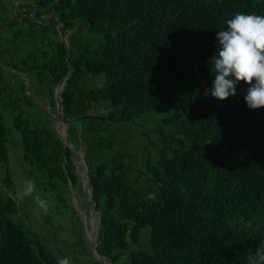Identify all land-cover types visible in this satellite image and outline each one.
<instances>
[{"label": "trees", "instance_id": "1", "mask_svg": "<svg viewBox=\"0 0 264 264\" xmlns=\"http://www.w3.org/2000/svg\"><path fill=\"white\" fill-rule=\"evenodd\" d=\"M36 5V17H26L36 30L68 38L44 51L48 61L33 69L51 86H62L58 98L51 94L52 106L74 148L83 143L98 217L94 249L101 255L83 264H248L264 240V107L247 106L245 82L226 100L205 93L215 78L209 59L217 52L216 32L238 12L264 15V0ZM30 34L35 37L34 29ZM94 34L103 40L87 38ZM189 59L194 68L185 67ZM18 72L17 65L0 60V100L16 112L13 127L25 163L50 190L60 183L81 185L76 156L58 135L55 118L41 125L25 113L32 106L30 76L21 81ZM100 77V85L92 83ZM154 110L175 126L171 134L140 129L146 141L128 146L111 131L113 121L133 122ZM10 133L0 109L5 164ZM77 246L84 254L93 248L86 236ZM58 258L30 226L10 172L0 174V264H56Z\"/></svg>", "mask_w": 264, "mask_h": 264}, {"label": "rangeland", "instance_id": "2", "mask_svg": "<svg viewBox=\"0 0 264 264\" xmlns=\"http://www.w3.org/2000/svg\"><path fill=\"white\" fill-rule=\"evenodd\" d=\"M37 1L39 0H0V51L6 50L5 56L0 57V60L6 64L19 67L18 73L23 75L19 80L25 79L28 81L30 79L27 84L29 90L27 93L30 96L32 106L25 107V113L30 117L32 116V119L34 117L41 125H44L48 123L49 118L56 116L55 109L52 106L54 97L51 94L54 92L55 97L58 98L62 91V86H57V88L54 85L51 86L52 84L48 82L47 76L44 73L39 76L40 70L33 69V67L48 61L45 54H43L44 51L54 49L57 43H67L68 38L55 30L42 33L40 30H36L39 28L38 25L34 27L26 19V17L30 16L36 17ZM32 5L36 8L32 9ZM49 14L52 15V13ZM49 14L45 13L43 16H48ZM37 23L41 24L39 21ZM33 29L36 33L35 37L30 34ZM87 38L90 41L99 42L104 37L102 34H94L87 36ZM184 64L186 68H194L192 59L187 60ZM27 65H29L28 68ZM27 73H29V79L25 75ZM6 76L10 78L8 75ZM13 76L17 79L15 74ZM38 79H41L42 82L38 81ZM103 80L100 77L96 80L94 79L92 83L100 85ZM0 109L4 113L7 127L11 132L8 143L9 162L8 164L0 162V174L5 176L7 171L10 172L14 182L15 193L24 186L26 181L31 180L34 183L35 192L33 196L25 197L22 200L25 204L30 226L46 238L49 246L56 254L61 258L68 257L72 264H83L95 257L99 258V254L94 249V230L98 227V223L93 224V219L96 223L98 217L92 214L89 203L90 192L86 189V171L81 166L83 164L87 168L84 161L83 143H80L75 149L78 155L76 164L79 167L77 170L81 175V185L79 182L75 186L71 182L68 185L60 183L58 190H50L46 179L43 177L38 178V174L31 172V168L24 161L21 136L13 127L16 112L12 106H6L5 102L1 100ZM101 111L103 112L105 109L101 108ZM165 118L166 116L163 113L154 110L136 117L133 122L113 121L110 128L115 133L116 138L125 140L128 142V146L132 142L137 145L138 142L146 141L140 137V129L148 131L157 129L159 132L163 130L171 134L175 126L166 124ZM56 127L62 137L67 138L66 125L58 122ZM78 141L82 142L81 139ZM134 151L137 153L136 149ZM58 195L63 196V200H60L57 197ZM36 196L48 201L49 210L47 214H44L39 208L36 203ZM79 236H86L89 245L91 244L93 247L91 250L89 248V254H84L82 248L77 246ZM145 239L144 230L141 233V242L144 243Z\"/></svg>", "mask_w": 264, "mask_h": 264}, {"label": "clouds", "instance_id": "3", "mask_svg": "<svg viewBox=\"0 0 264 264\" xmlns=\"http://www.w3.org/2000/svg\"><path fill=\"white\" fill-rule=\"evenodd\" d=\"M217 52L209 59L215 78L205 94L218 100L237 95L240 82L249 85L244 97L250 109L264 107V15L236 13L226 21V28L216 32ZM31 180L16 193L18 200L33 196ZM39 208L48 213V201L35 197ZM56 264H70L68 257L58 258ZM248 264H264V240L259 242Z\"/></svg>", "mask_w": 264, "mask_h": 264}, {"label": "water", "instance_id": "4", "mask_svg": "<svg viewBox=\"0 0 264 264\" xmlns=\"http://www.w3.org/2000/svg\"><path fill=\"white\" fill-rule=\"evenodd\" d=\"M54 118H55V129H56L58 135H59L61 138H63L62 135H61V134L59 133V131L57 130V127H56V126L58 125V117L55 116ZM63 140H64V141L70 146V148L73 150V152H74L76 158L78 159V155H77V152H76L74 146L70 143V141H69L67 138H63ZM81 166L83 167V169H85L86 174H87V168H85L83 164H82ZM86 189L88 190V184H86ZM90 204H91L92 214L95 216V215H96V207H95V202L93 201L91 194H90ZM97 223H98V221H97ZM96 231H97V227H96L95 230H94V236H95V239H96ZM95 239H94V240H95ZM94 246L96 247V241H94ZM99 256H101V255H99Z\"/></svg>", "mask_w": 264, "mask_h": 264}, {"label": "bare ground", "instance_id": "5", "mask_svg": "<svg viewBox=\"0 0 264 264\" xmlns=\"http://www.w3.org/2000/svg\"><path fill=\"white\" fill-rule=\"evenodd\" d=\"M61 114V113H60ZM57 115V114H56ZM90 200V199H89ZM96 224H97V220H96Z\"/></svg>", "mask_w": 264, "mask_h": 264}]
</instances>
